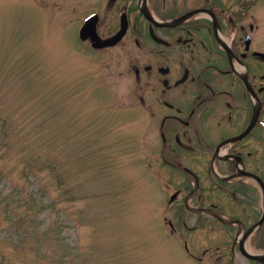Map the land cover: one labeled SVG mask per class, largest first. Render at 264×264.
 <instances>
[{
	"label": "rangeland",
	"instance_id": "1",
	"mask_svg": "<svg viewBox=\"0 0 264 264\" xmlns=\"http://www.w3.org/2000/svg\"><path fill=\"white\" fill-rule=\"evenodd\" d=\"M66 1L0 0V264H195L157 206L125 52L82 42L86 1Z\"/></svg>",
	"mask_w": 264,
	"mask_h": 264
},
{
	"label": "flooded vegetation",
	"instance_id": "2",
	"mask_svg": "<svg viewBox=\"0 0 264 264\" xmlns=\"http://www.w3.org/2000/svg\"><path fill=\"white\" fill-rule=\"evenodd\" d=\"M84 1L102 38L122 33L95 51L125 52L171 233L195 264H264L259 0Z\"/></svg>",
	"mask_w": 264,
	"mask_h": 264
},
{
	"label": "water",
	"instance_id": "3",
	"mask_svg": "<svg viewBox=\"0 0 264 264\" xmlns=\"http://www.w3.org/2000/svg\"><path fill=\"white\" fill-rule=\"evenodd\" d=\"M88 36H92L94 39L97 40V45H107V44H113L118 40V38L121 36V34L116 38H110L109 40L104 41L103 43L99 42V38L95 34V26L92 24L91 20H88V22L85 24V26L81 30V37L83 39H86Z\"/></svg>",
	"mask_w": 264,
	"mask_h": 264
}]
</instances>
